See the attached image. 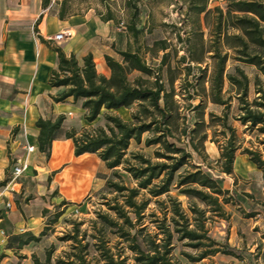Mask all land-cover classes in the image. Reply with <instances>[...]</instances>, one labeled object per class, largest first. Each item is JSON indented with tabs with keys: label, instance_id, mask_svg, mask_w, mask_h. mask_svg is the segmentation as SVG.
Segmentation results:
<instances>
[{
	"label": "rangeland",
	"instance_id": "rangeland-1",
	"mask_svg": "<svg viewBox=\"0 0 264 264\" xmlns=\"http://www.w3.org/2000/svg\"><path fill=\"white\" fill-rule=\"evenodd\" d=\"M264 1V0H263ZM227 0H50L48 6L52 11L63 10L65 15L82 13H93L100 18L108 14L114 16V24L120 26L122 32L128 34L131 39L132 50L137 49L145 62L157 71L160 81L168 92V96L162 97L161 102L167 100L168 112L171 115L169 127L171 134L162 137L174 146L182 148L189 157L187 165L181 167L177 174L182 173L191 164L199 165L203 171L218 180L219 185L227 190L220 196L224 217L209 211V207L197 198L187 196L176 186L177 175L173 180L168 194L153 197L146 190H141L137 200L147 201L141 217L136 219L132 212L128 215L135 221L133 227L123 225L115 213L108 209V203H123L122 196L107 186L84 198L79 205L64 207L54 204L48 211L47 222L50 225L45 228L43 237L45 255L52 257L49 264H56L60 260H77V254L83 256L90 264H105L99 251V246L109 251L115 258L123 260V264H138L134 260V253L129 248L135 241L143 248L148 246L147 239L152 237L159 242L163 236L159 226L164 222L171 229L174 228L170 222L171 206L169 196L175 201L189 219L190 227H194V220L199 215L191 212V207L205 210L206 219L204 226L207 235L216 241L217 245L193 247L189 240H179L177 233L173 234L171 263L172 264H230L235 258L245 257L248 261L255 263L256 249H234L229 245L230 235L229 217L226 206L231 209L234 196L249 189L252 195L260 197L262 189L261 175L252 172L248 177L225 174L221 171L222 160L221 149L228 142L236 148L235 155L242 154L250 161L244 151H252L260 154L264 160V119L253 125L247 121L243 123L242 118L248 110L252 112H264V75L253 64L242 61L240 45L235 39L224 40V34H241L234 26L233 14H228ZM205 6L202 12L197 11L198 6ZM136 13V16L133 14ZM221 18V25L217 24ZM134 20L135 27L139 30L136 39L128 31V25ZM156 40H166L168 47L162 51L153 46ZM153 46V49L150 47ZM221 56H225L224 81L221 86L220 96L223 104L213 101L211 93V77L218 63L214 56L215 50ZM247 52L257 51L264 55V48H256L249 45ZM166 53V57L164 56ZM243 72L247 77V94H242L240 86L231 82L229 75L242 81ZM156 75H146L133 70L128 78L130 81L142 78L144 85L154 86ZM142 104L149 109L151 116L158 119L159 113L154 110L148 100ZM130 110L129 115L117 114L123 120H131L132 112L139 110V102H136ZM104 112L96 118L93 125L89 127L104 126ZM111 113V112H110ZM116 114V113H114ZM140 117L144 115L140 112ZM146 119V118H145ZM147 120V119H146ZM77 125V124H76ZM79 126V125H77ZM76 129L77 131L82 130ZM161 134L152 126L149 131L142 135L140 143L130 141L125 157L129 165H137L135 154L143 155L151 162L166 161L170 153L166 152L161 143L145 144V139L154 138ZM157 152L162 153L165 158H157ZM251 162V161H250ZM127 163L116 169L119 177L110 171L107 178L121 181L128 187H135L136 181L124 169ZM128 166V165H127ZM256 166V165H255ZM263 173L264 169H260ZM233 181V182H232ZM233 184L235 189H232ZM227 202H223V201ZM77 210V211H76ZM101 214H108L117 220V225L109 226L100 218ZM166 216V219H163ZM196 216V217H195ZM55 218V220H54ZM182 222V220H179ZM128 235L122 236V231ZM74 239H63L69 235ZM249 241L251 237L248 236ZM204 244H208L204 240ZM218 251L210 253L200 260H191L188 255L198 256L203 250Z\"/></svg>",
	"mask_w": 264,
	"mask_h": 264
},
{
	"label": "crops",
	"instance_id": "crops-1",
	"mask_svg": "<svg viewBox=\"0 0 264 264\" xmlns=\"http://www.w3.org/2000/svg\"><path fill=\"white\" fill-rule=\"evenodd\" d=\"M64 30L71 36L48 39ZM131 43L113 20H102L90 12L61 19L49 6L43 8L42 0H0V264H49L53 258L47 259L43 242L50 225L48 210L54 204L60 208L79 205L106 187L112 170L96 153L74 155L72 140L64 136L70 127L85 128L96 119L88 122L84 118L81 99L54 101L53 96L63 90L49 84L58 65L57 48L66 55L74 54L79 64L91 54L97 72L108 77L105 55L121 60L118 52L132 48ZM261 79L264 83V77ZM102 111L130 113L125 107ZM59 115L64 120L47 158L38 149L36 121ZM26 145L35 150L27 153ZM25 159V171L13 180V166ZM252 172L260 173L264 189L261 170L246 156L235 155L232 174L248 177ZM231 187L235 189L233 184ZM243 193L251 195L239 193L231 209L226 206L228 242L233 250L256 249L257 257L255 263L242 255L229 263L264 264V192L260 197L249 189ZM30 236L38 239L24 243Z\"/></svg>",
	"mask_w": 264,
	"mask_h": 264
},
{
	"label": "trees",
	"instance_id": "trees-1",
	"mask_svg": "<svg viewBox=\"0 0 264 264\" xmlns=\"http://www.w3.org/2000/svg\"><path fill=\"white\" fill-rule=\"evenodd\" d=\"M50 0H42L43 8H46ZM228 1V14H233L234 22L232 26L236 27L241 34H224V40L235 39L239 41L238 44H233L231 47L240 45L242 47L241 54L244 55L242 61L255 65L260 72L264 75V55L254 51L247 52L249 45L256 48H264V1L263 0H227ZM205 6H198L197 11L202 12ZM136 16V13L133 14ZM59 18L63 19L65 16L64 11L61 9L58 12ZM102 20H114V16L108 14ZM217 24L221 25V18L218 19ZM128 31L133 34L136 39L139 30L135 27L134 20L128 25ZM158 50L164 51L168 45L166 40H156L153 43ZM153 46L150 49H153ZM58 65L57 68L52 70L49 77V84L55 87H62L63 90L57 95L53 96L54 101H63L68 97L74 100L81 99V106L85 109L84 118L88 122H93L101 113V110L116 109L120 107L130 108L136 102H139V110L132 112L131 120L125 121L119 115L105 111L104 126H96L84 128L77 131L74 127L64 131V136L73 142L74 155H80L85 152L96 153L97 156L105 163L106 167L113 170V175L119 177L116 172L118 166L124 165V169L136 181L135 187H128L121 181H114L107 178L106 186L113 189L115 192L122 196L123 203L113 202L108 203V209L112 210L117 219L122 221L123 225L133 227L134 222L128 215L132 212L136 219L141 217L143 209L147 205V201H138L137 197L141 190H146L150 196L158 197L163 194H168L173 180L177 175L176 186L180 187V191L187 196H191L204 202L209 207V211L217 213L224 217L225 212L222 207L220 196L227 193L220 185L217 179L211 177L208 173L203 171L199 165L191 164L190 168H185L182 173L177 174V171L187 165V159L190 156L182 148L174 146L162 137L171 134L169 122L171 115L168 112L167 100L161 102L162 97L168 96V92L164 85L157 76V71L149 66L137 49L131 48L119 51L121 60H117L109 55H105V62L110 69V75L107 77L97 72L95 62L91 54H87L82 58V63L79 64L75 55H66L62 49L57 48ZM164 53L163 57H166ZM215 57L218 58V63L213 70L211 77V93L213 101L223 104L220 92L221 86L224 81V62L225 56L215 50ZM139 71L146 75H156L154 86L144 85L141 81L142 78L138 77L130 81L128 76L133 71ZM243 80L238 81L234 76L229 75L228 78L231 82L237 83L242 89V94H247V77L241 71ZM148 100L150 106L159 113V118L156 119L151 116V112L145 107L142 102ZM140 112L144 115L140 117ZM147 120H146V119ZM264 119V112H252L248 110L247 114L242 118L243 123L249 121L253 125L260 123ZM64 116L59 115L55 119H42L38 118L36 126L39 128L37 136L38 149L45 153L48 158L52 141L57 137L58 132L61 130V125ZM161 134L154 138L145 139V144L150 145L153 143H161L166 150L170 153L166 161L151 162L150 159L145 158L143 155L135 154L137 165H129L125 157L126 150L129 147L130 141L134 140L140 143L144 132L149 131L151 127ZM264 132V128L261 129ZM236 148L233 147L231 142H228L221 149L220 159L222 160L221 171L225 174H232L233 162L235 157ZM249 156L258 169H264V160L260 154L252 151H244ZM157 158H165V156L157 152ZM171 218L170 222L173 223L174 228L171 229L164 222L159 226L160 232L163 235L159 242L156 239L149 237L147 239L148 246L143 248L141 244L135 241L130 244L129 248L134 253V260L138 264H172L171 263V250L173 234L177 233L179 240H189V245L193 247H202L203 245L213 246L217 245L216 241L207 235L204 220L206 219L205 210L198 207H191V212L199 215L195 218L194 227H190V222L187 216L183 213L180 206L171 199ZM223 202H227L226 200ZM65 203V202H63ZM196 217V216H195ZM100 218L104 223L109 226L117 225V220L110 217L108 214H101ZM163 219H166L164 216ZM55 220V218H54ZM182 220V222H179ZM122 231L121 237L128 235L127 232ZM75 236L69 235L63 239H74ZM37 240L35 236H30L28 240ZM204 240L208 244H204ZM102 259L105 264H123V260L114 257L112 253L104 250L99 246ZM218 251L203 250L198 256L193 257L188 255L191 260H200L203 257ZM49 259V255L47 256ZM35 264H37L35 262ZM56 264H90L83 256L77 254V260H60Z\"/></svg>",
	"mask_w": 264,
	"mask_h": 264
},
{
	"label": "built area",
	"instance_id": "built-area-1",
	"mask_svg": "<svg viewBox=\"0 0 264 264\" xmlns=\"http://www.w3.org/2000/svg\"><path fill=\"white\" fill-rule=\"evenodd\" d=\"M69 36H71V32L69 30H64L62 32H58L57 34H54L53 36L48 37V39H50V40H63V39L68 38ZM25 149H26L27 153H29V152L34 151L35 147L33 145H26ZM26 167H27L26 159L24 161H20V160L17 161V164H15L12 168V179L15 180L18 177H20L23 174V172L25 171Z\"/></svg>",
	"mask_w": 264,
	"mask_h": 264
}]
</instances>
